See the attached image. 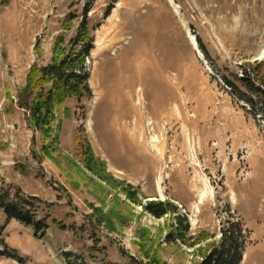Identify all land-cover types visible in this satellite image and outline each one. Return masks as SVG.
Masks as SVG:
<instances>
[{
  "label": "rangeland",
  "instance_id": "rangeland-1",
  "mask_svg": "<svg viewBox=\"0 0 264 264\" xmlns=\"http://www.w3.org/2000/svg\"><path fill=\"white\" fill-rule=\"evenodd\" d=\"M85 17L93 95L57 114L46 153L13 103L31 66L49 65L57 38L68 44ZM263 57L264 0H0V189L29 198L50 225L40 237L0 209V264H67L66 251L89 264H205L232 226L241 264H264L262 97L238 79L243 61ZM153 124L162 151L147 140ZM88 144L143 201H170L184 239L176 216L155 217L88 171L76 157ZM201 232L214 237L192 245Z\"/></svg>",
  "mask_w": 264,
  "mask_h": 264
},
{
  "label": "trees",
  "instance_id": "trees-1",
  "mask_svg": "<svg viewBox=\"0 0 264 264\" xmlns=\"http://www.w3.org/2000/svg\"><path fill=\"white\" fill-rule=\"evenodd\" d=\"M63 26L67 30L73 28L72 19H66ZM93 47L94 38L87 17H85L81 21L77 34L68 44H66L63 35L57 38L53 50V60L49 65L43 66L34 63L31 66L25 85L17 91V100L13 105L25 110L29 127L41 132L44 141L43 149L46 153H49V149L57 144L56 133L61 128L60 121L58 122V129L55 130V124L60 118L57 114L70 117L71 112L66 108V104L71 98L81 99L84 96L91 97L93 95L89 83L90 74L86 69V61ZM37 49H40V44H37ZM256 66H264V58L243 61L238 79L246 84L249 91H255L259 97H262L261 106L263 110L261 115L264 116V75L261 76V72H258ZM258 78L262 81L263 86L258 83ZM256 84L258 85L257 90H255ZM6 92L7 98L13 102L11 89H7ZM243 99L255 107L252 98L244 97ZM78 142L80 141L78 140ZM76 153V157L83 161V165L88 171H91L112 188L119 189L133 204L142 205L147 212L152 213L157 218H162L168 214L176 216V222L180 223L175 229L176 234H179V238L184 239L187 233L186 228L181 222V218L175 215L176 208L170 201L161 199L143 201L132 184L118 180L114 175L107 173V163L95 155L90 144L84 147L81 152L77 151ZM23 198L19 194L12 195L10 191L0 189V209L5 213L7 220L21 221L31 227L36 235L45 237L47 228L50 227L47 219L38 217L37 213L28 210L32 209L34 203L28 200L29 198ZM32 198L40 200L37 196H32ZM93 221L95 220L93 219ZM104 221L102 220V222ZM56 223L59 222L56 221ZM59 226L66 227L62 226L61 223ZM239 228V226H232L230 230H223V238L214 242L210 252H207L205 264H241L245 246L243 243L240 244ZM213 237V234L201 232L192 245H200ZM184 241L185 243L188 242L187 240ZM63 256L67 264H89L83 253L77 254L66 251ZM155 260L162 264L157 258Z\"/></svg>",
  "mask_w": 264,
  "mask_h": 264
},
{
  "label": "bare ground",
  "instance_id": "bare-ground-1",
  "mask_svg": "<svg viewBox=\"0 0 264 264\" xmlns=\"http://www.w3.org/2000/svg\"><path fill=\"white\" fill-rule=\"evenodd\" d=\"M113 35V32H107L106 33V39H107V41H108V43H109V45L108 46H113V45H115L116 43H117V41H119V37H117V35H115V36H113V37H111ZM106 41V40H105ZM107 46V47H108ZM169 116H170V114H169ZM147 130V134H146V136H147V140H148V142H150L151 140H152V144H154V145H156L157 146V148L159 149V150H163L159 145H160V140L155 136V135H152L150 138L148 137V135L150 136V134H149V132H153V133H155V132H161L162 131V129H160V127H154V124H153V129H151L150 131L148 130V128L146 129ZM161 130V131H160ZM165 134H166V132H165ZM143 142H145V141H143ZM146 143V142H145ZM146 146L148 147L149 146V143L148 144H146ZM149 149H150V151L152 150V148H150V147H148ZM188 152H189V154L192 152L190 149H188Z\"/></svg>",
  "mask_w": 264,
  "mask_h": 264
}]
</instances>
